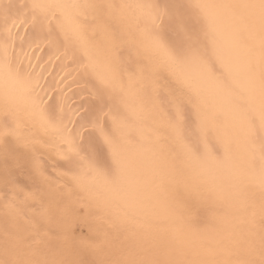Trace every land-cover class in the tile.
Instances as JSON below:
<instances>
[{
  "label": "snow or ice",
  "instance_id": "6c2138e0",
  "mask_svg": "<svg viewBox=\"0 0 264 264\" xmlns=\"http://www.w3.org/2000/svg\"><path fill=\"white\" fill-rule=\"evenodd\" d=\"M29 26L90 77L76 109ZM0 216V264H264V0H0Z\"/></svg>",
  "mask_w": 264,
  "mask_h": 264
},
{
  "label": "bare ground",
  "instance_id": "6f19581e",
  "mask_svg": "<svg viewBox=\"0 0 264 264\" xmlns=\"http://www.w3.org/2000/svg\"><path fill=\"white\" fill-rule=\"evenodd\" d=\"M4 2H8V0H4ZM12 2L25 3L30 2V0H12ZM115 2L163 3L165 0H115ZM18 37L15 41V55L22 62L24 68L33 71L38 77L37 92H40L41 95L47 92L48 95L55 97L62 95L66 101L63 105L65 109H76L92 88L90 77L85 75L79 66V62L71 56L66 58L59 55L56 49L50 46L43 37L34 36L30 26L28 31L22 28ZM58 55L59 58H57ZM52 89L55 91H51ZM57 102L60 103V101ZM91 220L97 227H108L102 217H92ZM7 227L11 230L13 225L9 222ZM19 227L23 229L26 226L21 223ZM81 227L86 235L88 228L83 225ZM5 228V221L0 216V248L4 243Z\"/></svg>",
  "mask_w": 264,
  "mask_h": 264
},
{
  "label": "rangeland",
  "instance_id": "374dc122",
  "mask_svg": "<svg viewBox=\"0 0 264 264\" xmlns=\"http://www.w3.org/2000/svg\"><path fill=\"white\" fill-rule=\"evenodd\" d=\"M86 234H88V232H86Z\"/></svg>",
  "mask_w": 264,
  "mask_h": 264
}]
</instances>
